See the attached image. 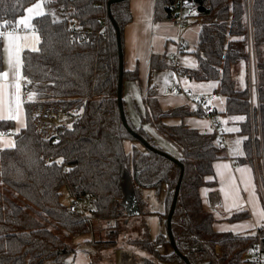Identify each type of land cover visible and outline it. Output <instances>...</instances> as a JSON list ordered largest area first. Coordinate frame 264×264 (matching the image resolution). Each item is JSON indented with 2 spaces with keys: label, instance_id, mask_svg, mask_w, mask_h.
I'll return each instance as SVG.
<instances>
[{
  "label": "trees",
  "instance_id": "16d2710c",
  "mask_svg": "<svg viewBox=\"0 0 264 264\" xmlns=\"http://www.w3.org/2000/svg\"><path fill=\"white\" fill-rule=\"evenodd\" d=\"M108 1L0 0V27L5 30L15 29L27 8L38 3L42 7V14L32 19L38 48L20 53L25 126L14 135L12 147L0 148V264H62L75 252L74 239L90 233L97 249H113L118 219L125 211L129 213L124 207L127 191L142 215L137 237L127 243L128 247H137V252L142 251V255L136 254L131 248L133 264H244L245 251L258 241L255 231H215L213 213L203 207L200 197L201 187L214 184L206 177L213 175V163L222 156L214 134L185 124L164 123L167 118L202 117V110L191 111L187 106L163 110L155 85L148 83L140 124L136 126L128 116L122 98L126 126L123 124L117 104L119 63L124 56V28L131 21V12L129 0ZM175 1L154 0L153 18H170L173 10L169 5ZM188 2L195 7L193 17L199 24L191 51L197 65L182 71L196 81H217L215 92L223 97V108L218 113L239 124V132L245 137L244 156L239 161L251 165L249 89L248 85L238 89L233 77L234 66L247 61L243 1ZM56 7H61L63 13L59 20L52 16ZM113 22L118 26L120 45ZM252 24L264 136V0H253ZM82 31H87L86 37L79 41ZM3 59L1 35L0 73ZM150 67L159 70L164 62L152 55ZM137 77L136 70L123 69L122 81ZM39 103L60 106L81 116L58 141H47L34 125L32 108ZM142 123L180 150L178 162L162 154L172 156L154 143ZM12 128L11 120H0V132ZM141 139L151 147H144ZM127 140L140 143L142 148L132 146L126 152ZM163 185V212L158 218L164 232L152 239L144 222L152 212L141 198V190L158 191ZM64 188L70 205L62 201ZM79 200L94 204L88 215L77 210ZM248 216L246 211H237L228 220ZM94 220L115 222L107 232L109 238L95 235ZM257 232L264 255L263 224ZM167 244L170 252L161 253L159 247Z\"/></svg>",
  "mask_w": 264,
  "mask_h": 264
},
{
  "label": "crops",
  "instance_id": "0c3cea01",
  "mask_svg": "<svg viewBox=\"0 0 264 264\" xmlns=\"http://www.w3.org/2000/svg\"><path fill=\"white\" fill-rule=\"evenodd\" d=\"M153 2L154 0H129L131 21L124 28L123 66L124 70L127 71L136 70L138 77L136 80L124 79L122 81L121 91L124 102L126 99L131 104V115L134 113L140 115L141 111H145L143 98L148 83L155 85L157 100L163 110L179 106L192 107V103L196 100V97L189 96L188 93L191 92L190 89H193L192 91L195 92L200 91V85H194L196 82L184 81L185 85L183 83L181 84V82L180 85L182 89L183 87L188 89H186V92L183 90L184 93L177 92L174 88L176 83V70L173 69V64L169 65V67L164 65L159 70H153L150 67V58L152 55H158L162 60L172 55L174 60L178 36L185 40V47H187L188 44H196L199 32V24L194 19H192L191 25L187 27H175L167 19L155 20L153 18ZM34 7L35 5L29 8ZM29 8H27L24 15L20 18V21L27 19V27L20 23V29L2 34L4 59L3 69L0 73V120H11L13 122V128L7 133L0 132V148L12 147L14 145V135L25 126L23 107L25 93L22 88L20 53L25 49L33 50L37 45L36 41L28 43V41L25 42L24 40L27 33L23 34V31L33 28L32 19L37 16L35 12L29 13ZM32 32L30 31V33ZM185 49L182 57L186 53ZM181 69H183L182 65ZM5 72L8 73L6 78L2 75ZM164 76L165 80L163 81L162 78ZM184 78L191 79L187 76ZM135 95H137V108L134 105ZM210 98H212L210 103L214 105L216 112H220L223 108V97L217 94ZM221 116L223 115L221 114ZM164 123L167 125L185 124L200 132H210L211 130V121L207 116L198 117L192 115L183 119L167 118L164 120ZM226 127H230V125H226ZM225 138L226 148L222 150V156L213 163V175L206 177L207 181H212L214 184L200 188L199 192L202 205L208 210V193L216 190L219 196L220 206L216 211L212 212L215 219L213 229L218 232L229 231L232 233L254 231L256 227L264 222V201L257 185L253 167L248 163L239 161L244 156L243 140L245 137L240 141L231 134H226ZM130 144L131 148L132 146L142 148L140 143L135 145V143L130 142ZM131 148L127 150L124 142L126 152L129 153ZM153 192V189L141 190V198L147 201L148 207L154 208V211L150 210L152 212L151 217L154 216L153 212H163L162 202L165 196L166 186L163 187L161 202L157 203V205L154 204L152 199ZM129 196L130 198L132 197L131 193ZM237 211L248 212V218L234 222L229 221L228 218ZM151 217L149 216L146 219L148 226ZM160 224L162 226L159 231L164 232V225L161 221ZM150 236L152 239L155 237L151 233ZM94 239L95 237L92 235H83L77 238L79 243L77 242L75 252L71 256L74 260L79 258V264L90 263L91 258L87 255H92L100 260L103 259L102 251L105 249H97L93 245ZM124 246L126 245L123 244L121 248ZM170 250L171 247L168 244L159 247L161 253H169ZM110 254L113 257L112 264L116 263L120 254H118L115 262V253ZM103 262L105 263V261Z\"/></svg>",
  "mask_w": 264,
  "mask_h": 264
},
{
  "label": "built area",
  "instance_id": "2783aa9c",
  "mask_svg": "<svg viewBox=\"0 0 264 264\" xmlns=\"http://www.w3.org/2000/svg\"><path fill=\"white\" fill-rule=\"evenodd\" d=\"M244 6V24H245V35H246V51H247V63L250 71V77L248 81L249 89V122H250V143H251V154L252 162L251 166L254 169L257 185L260 189L261 196L264 201V136L260 117V108L258 100V84L256 75V63H255V50H254V38H253V24H252V3L253 0H242ZM173 10V15L167 20L175 27H187L191 25L192 21L188 18V15L184 14L185 7L195 12V7L190 5L188 0H176L173 4L169 5ZM71 24L75 23L74 19L70 20ZM74 29V28H73ZM16 30L13 28L2 29L0 27V36L5 32H11ZM73 35L75 36V30ZM82 31V39L85 40V33ZM84 37V39H83ZM185 49V40L180 36L177 39V50L173 60V69L175 72V90L180 93H184L180 79L184 78L185 75L181 69L180 60ZM191 111L196 108H200L204 116L209 117L211 121L210 133L214 134L216 144L218 148L224 150L226 148L225 136L226 132L223 129L221 123V115L216 112L213 104L206 103L205 98H200L192 103ZM32 114L34 117V125L41 138L47 141L56 142L60 139L61 134L71 127L81 116L80 113L70 112L63 110L62 107L39 103L32 108ZM3 133H7L4 131ZM208 210L214 212L220 206L219 196L216 190H212L208 193ZM264 225V222H263ZM258 237V241L250 248L245 251L244 264H263L264 255L259 242V234L257 227L254 230ZM125 235L122 236L124 240ZM62 264H72L67 260H64ZM114 264H133V252L129 248L121 250L119 259Z\"/></svg>",
  "mask_w": 264,
  "mask_h": 264
},
{
  "label": "rangeland",
  "instance_id": "374dc122",
  "mask_svg": "<svg viewBox=\"0 0 264 264\" xmlns=\"http://www.w3.org/2000/svg\"><path fill=\"white\" fill-rule=\"evenodd\" d=\"M193 13L194 11L190 10L188 7H185L184 9V14L188 15V18L192 21V19H194L193 17ZM52 16L54 19L59 20L63 17V13H62V9L61 7H56L55 11L52 13ZM18 25L16 26V30L20 29V20L18 21ZM15 30V31H16ZM185 30V29H184ZM30 31H33L32 33H30ZM34 28L29 29L27 31H23L24 33H27L26 36L24 37L25 42L28 41V43L36 41V47L33 50H36L38 48V42H39V38L37 37L38 34L34 33ZM37 38V39H36ZM185 54L183 55L180 64L182 65L183 68H194L197 65L196 62V58L194 57V55L191 53V51L194 49V45L193 44H188L187 47H185ZM173 58L172 55L168 56L165 60H163L164 65H166L167 67H169V65L173 64ZM168 69V68H167ZM250 71H249V67H248V63L247 61L244 63L242 61H239L233 68V77L235 79V84L236 87L238 89H242L244 87H246L248 85V81H249V77H250ZM162 80H165V76L162 78ZM184 81H194L196 83H194L195 86L200 85V91H192L193 89H190L191 92L188 93L189 96H193L196 97L197 101L200 98H205L206 99V103H210L211 99L210 97H212L213 95H217L215 94V89L217 88L218 84L217 81H196L193 79H187V78H181L180 82L181 84L183 83V85H185ZM202 86V88H201ZM214 88V91H213ZM186 89L183 87V90L186 92ZM215 92V93H214ZM30 95V96H29ZM219 95V94H218ZM26 97V96H24ZM28 97L32 98V94L29 93ZM139 102V101H138ZM137 95H135V99H134V105L137 108ZM124 106L125 109L127 110V113L129 112V117L134 121V124L137 126L140 124V120L139 117L141 114H144L143 111H141V114L138 115L137 113L134 114H130L132 108H131V104L129 102L126 101L124 102ZM65 110V109H63ZM221 115V114H220ZM221 123L223 124V129L225 130L226 134H231L232 136H234L236 139L238 138L240 141L244 138V135L241 134L240 131V126L238 123L236 122H229V120H227L226 116H221ZM143 124V123H142ZM226 125H230V127H226ZM143 126L148 130L149 134L152 136V139L154 141L155 144L159 145L164 151H166L167 153H170L172 155L173 158L178 159L181 156V152L180 150H178V148L176 146H174L173 143H171L170 141L162 138L161 136H159L152 127H150V125H148L147 123H144ZM226 141V138H225ZM135 143V145H137V142H133ZM226 143V142H225ZM125 148L127 150H129L131 148V144L130 141H125ZM163 187L160 188L158 191L154 190L153 188H145V189H153V202L155 205H157V203L161 202V196H162V192H163ZM144 190V189H142ZM129 192L127 191L126 197H125V201H124V207H126V210L129 212L128 214L126 213V211L124 213H122V215L119 217L118 219V223H119V227H118V233H117V237L113 238V240H115V246L114 248H109V249H105L102 251V255H103V259H98L97 257H94L92 255H87L88 257L91 258V262L95 263V264H112L113 263V257L111 256L110 253H115V260L114 262L117 260V256L118 254H120L121 250H124L126 247H128V244L132 239H134L135 237H137V228L139 226V224L142 222V215L139 212V209L136 208L134 206L133 201L130 200V196H129ZM62 201L67 204L70 205L71 204V199L68 195V191L66 188H64L62 190ZM76 208L79 212L88 215L90 213V211L94 208V204L89 201V200H79L76 202ZM147 209L154 211L153 207H147ZM125 209L123 208V211ZM262 210V207H261ZM122 211V212H123ZM154 216L151 217L150 215V219H149V226L146 223V219L144 218V222L147 224L148 226V230L149 233H151L153 236H155L156 234H158L160 231V228L162 226V224H160L159 218H158V213L153 212ZM149 218V216H148ZM94 233L97 237H99V235L101 236V238L103 239H107L109 238V235H107V232L110 230L111 226L114 225V221L112 222H103V221H97L94 220ZM55 231V230H54ZM56 232V231H55ZM86 235H90V234H86ZM126 235L127 238L126 239H122V236ZM79 240H77V238L74 239V244H77ZM85 242V241H83ZM82 242V243H83ZM79 243V242H78ZM126 245L123 248H121L122 245ZM129 249H134L136 254L140 252V254L142 253V251L138 250L137 252V247H133L131 245H129L128 247ZM131 249V250H132ZM111 252H110V251ZM133 251V250H132ZM142 255V254H141ZM144 255V254H143ZM67 261H69L72 264H79V258L75 259L70 256L66 259ZM105 261V263L103 262ZM110 262V263H109ZM44 264H51V263H44Z\"/></svg>",
  "mask_w": 264,
  "mask_h": 264
},
{
  "label": "water",
  "instance_id": "95a60500",
  "mask_svg": "<svg viewBox=\"0 0 264 264\" xmlns=\"http://www.w3.org/2000/svg\"><path fill=\"white\" fill-rule=\"evenodd\" d=\"M119 1H123V0H109L108 1V4H112V3H115V2H119ZM114 24V27L116 28V38H117V41H118V45L119 42H120V38H119V31H118V26L113 22ZM120 57L122 56V53L120 52L119 53ZM123 69H124V66H123V60H120V63H119V86H118V92H117V104H118V108H119V111H120V116H121V120L123 122V124L126 126V121H125V117H124V109H123V105H122V96H121V85H122V73H123ZM140 143L144 146V147H151L146 141L144 140H140ZM164 155H166L167 157H169L170 159H172L174 162H178V159H175L173 158L172 156H169L165 153H162ZM176 197V195H175ZM73 209V207H72ZM173 209H174V204H172V207L170 209V212L168 214V221L170 220L171 218V215L173 213ZM170 244H171V247L174 249V245H173V241L170 240ZM183 260L186 261V258L183 257ZM188 264V263H187Z\"/></svg>",
  "mask_w": 264,
  "mask_h": 264
},
{
  "label": "snow or ice",
  "instance_id": "6c2138e0",
  "mask_svg": "<svg viewBox=\"0 0 264 264\" xmlns=\"http://www.w3.org/2000/svg\"><path fill=\"white\" fill-rule=\"evenodd\" d=\"M28 12H29V13H33V12H35L37 15H41V14H42V12H41V5H40V4H36L34 8H29V9H28ZM20 23L23 24V25H25V27L28 26V21H27V19H22V20L20 21ZM2 75L6 78L7 75H8V73L5 72V73H2Z\"/></svg>",
  "mask_w": 264,
  "mask_h": 264
}]
</instances>
